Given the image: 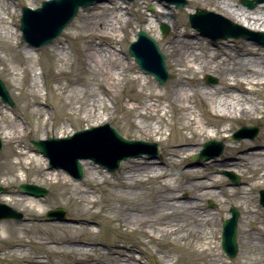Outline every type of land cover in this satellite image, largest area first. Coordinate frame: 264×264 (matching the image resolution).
I'll list each match as a JSON object with an SVG mask.
<instances>
[{
  "label": "bare ground",
  "instance_id": "obj_1",
  "mask_svg": "<svg viewBox=\"0 0 264 264\" xmlns=\"http://www.w3.org/2000/svg\"><path fill=\"white\" fill-rule=\"evenodd\" d=\"M18 1L31 2L29 8L32 10H35L34 8L37 6L36 0H0V38L14 36L17 39L19 36L20 30H13L11 28V26L15 25L13 17L17 12L15 6ZM106 2L109 4L106 8L102 7V9L97 11V8L100 7L94 6L86 12L89 14L88 31L84 35L78 34L76 37L88 42V46H85V49L82 51V54H86L85 64L90 68V72L88 73L105 79L107 77L114 82L113 84H118L120 78H116L117 72L114 68L115 63H120L121 60L113 52L102 47L96 48L93 41L95 39L100 40L98 37H102L104 39L110 38L111 40L109 41L113 42L112 39L115 40L120 37L117 33L124 31L125 28H129L131 22L130 18L123 17L125 13H128L126 6L123 7L118 0H103L102 2H98L100 3L98 5H104ZM236 2L237 0H188V5L192 7L199 6L201 8L198 10H204L209 14L220 16L231 23L242 25L249 32L264 33V0L252 10L240 6ZM94 3L92 2L84 8ZM143 3H149V0H141V4L136 3L135 5L136 13L144 24L143 28L139 31L155 36V22L161 20L163 23H166L165 20L170 16L160 8L152 11L151 16L153 20H150L141 9ZM241 3L243 5H246L245 3L251 4L249 0H243ZM123 8L126 10L123 11ZM100 12L106 13L105 22H103L101 18L102 13ZM170 15L173 18L170 21V33L167 37L159 39V41L163 43L164 55H167L168 64L174 68L175 76L164 93L151 90L143 98L135 100L137 107L131 105L130 107H126L124 111L128 117L140 120L139 122L130 120L131 129L137 132H144L147 137L159 136L161 134L160 125L164 123V114L160 115V118L158 114L162 103H166L172 111L184 113L182 115L183 124L180 128L182 130L187 129L188 131L190 128H193L190 131V136L182 139L180 143L170 144L167 148L169 149V156L180 158V155L187 152L196 153V150L189 148L194 146L200 139H215L217 136L228 139L231 132V128L227 125L229 121L238 123L244 120H256L257 114L264 113V44H262V37L259 39L254 36L249 40L244 38L231 39L234 43L233 47L229 46L228 39H222L215 43H204L201 38L194 35V32L191 34V31H188L185 25L176 17L177 14L172 13ZM194 29L201 32L197 28ZM201 33L206 36L205 33ZM67 35L73 37L70 32ZM100 42L106 43L104 40H100ZM57 48L59 50L57 59L61 62L67 61L68 58L64 52L66 51L64 47L60 45ZM29 52V50H26L28 58H30ZM160 53L162 54L161 51ZM3 62L4 60L0 58V65ZM147 64L150 66L155 65L154 58L147 59ZM205 72L217 74L219 80L217 86L210 88L199 83L198 76L203 75ZM42 74L41 70V79L43 77ZM185 75H189V77ZM30 86L33 88L36 86V79L34 77L30 79ZM143 86H148L151 89L149 81L145 82ZM43 90V95L46 96L45 85H43ZM257 94H259L258 97H256ZM65 97L64 99L63 97H59L57 100L60 109L63 111L66 107H69L73 110L72 115L75 116L73 122L76 125L89 126L87 131L90 129L94 130V132L89 134L83 132V135L75 138L76 140H81L79 146L83 145L87 152H91L99 141V134L103 132L101 130L102 125L112 120V111L100 98L83 97L73 94H65ZM110 99H114L113 96ZM258 99L260 100L258 101ZM129 101L133 102L134 100L129 99ZM34 105L40 106L38 99H35ZM190 105L200 107L204 114L212 113V115L221 119L222 122L220 121L218 125H215L208 120L201 119L200 117H203V113L200 112V117H198ZM174 108L177 110H174ZM46 115V119L48 120L49 113ZM5 119L6 115L0 111V123L4 122ZM46 122L44 121L43 123V134L40 135V139L46 136ZM152 122H156V125H153ZM21 124L14 119L11 123L13 129L8 131L6 129L2 130L0 140L6 139L7 145H17L23 137L24 127L22 128ZM53 129L58 133L59 137L57 138L62 139L65 138V134H71L73 128L70 130L67 126L57 124L51 128V131ZM95 133L98 136L93 141L94 136L92 137V135H95ZM243 135L247 136L248 134L237 131L233 136L236 138V136L240 137ZM167 140L165 139L164 141L166 142ZM155 141H159V139ZM247 143V140H243L235 145L228 144L227 148L235 155V159L223 162L221 167L226 172L233 171V175L237 178L238 183L240 177L248 186V182H253L254 187L263 186L264 135L257 140L259 149L254 148L251 152H244L243 148H245ZM124 148V145L115 143L111 151H106V157L115 158L117 157L116 153L119 152L121 154ZM142 149L146 150V148ZM136 152L137 150H130L128 154ZM8 153L15 161L13 163L7 162L8 173L6 176L12 173L13 178L9 181L4 180L3 184L7 190L1 200L4 203L0 204L8 206V204L26 203L27 205L23 210L28 217V221L38 222V218L44 214L43 207L47 202L45 199L24 195L17 198L18 202L16 203L13 198L15 193L10 189V186L13 183L19 182L21 177L15 175L17 172L15 169L18 171H24L25 169L41 171L43 173V183L57 189L53 202L60 201L62 194L68 193L75 188L73 192L80 196L81 200L79 203L82 205L81 210L87 211L98 204L95 199V191L93 189L95 185L93 181L102 182L103 175L100 172V166L102 165L99 162L90 158L89 161L85 162L84 170L82 169V171H85V176L82 178L89 185V189L82 188L78 191V180L71 176L64 168V171L68 175L62 171L52 170L50 166L48 169L23 147L15 146ZM179 163L176 164L179 165ZM177 176L185 180L184 182H187V184H182L178 187L170 186L167 183L165 162H158L149 158H141L139 161L132 160L122 166L121 175L115 184L117 192L110 199L115 201L116 210L121 213L122 220L127 228L153 241L170 238L169 243L171 247L179 250L177 246L179 242L192 237L203 239L204 242L201 246L186 248L185 252L187 255L184 256L187 261L186 264L195 263L203 258L209 259L210 262L208 264H220L219 258L214 256L215 259L213 260V256L211 255L213 250L211 246L213 244V233L211 232L208 235L203 230L214 217L199 204L200 199L217 198L214 181H218V177L212 174L211 178H204L205 176H202L196 169H180ZM202 179H206L207 181ZM150 180L156 184V190L161 191L154 193L151 204L142 208L141 205L136 203L140 195L138 189L144 190ZM231 181L234 183L233 180ZM175 190H183L185 193H189L190 195L187 196L188 200H179L176 194L173 193ZM109 207L111 208V205ZM247 214L249 217H253L256 213L250 210ZM13 219H21V217ZM108 220L114 221V218ZM94 225V221L85 218H68L64 221L50 220L48 224H37L36 226L22 225L16 228L15 226L17 225L15 223L2 220L0 222V242L5 245L4 250L6 251L7 259L18 264H43L42 259L47 258L40 256L37 251H45L47 257L62 261L55 264H103V262L98 260L100 255H96L95 246L97 244L94 243V240L98 236V232L90 228ZM249 229L253 233L250 234V240L248 241L257 245L259 252L264 254V227H260L259 224H253ZM27 246L32 247V252H28ZM113 249L115 248L113 247ZM113 254H117V252L111 253V255ZM132 254L129 250H125L120 255L117 254L122 258L117 264H137V260ZM125 258H127V261ZM180 258L182 256L178 255L176 262H171L172 259L166 257L167 262H171L170 264H180L181 262L177 263ZM106 264L111 263L106 260Z\"/></svg>",
  "mask_w": 264,
  "mask_h": 264
},
{
  "label": "rangeland",
  "instance_id": "obj_2",
  "mask_svg": "<svg viewBox=\"0 0 264 264\" xmlns=\"http://www.w3.org/2000/svg\"><path fill=\"white\" fill-rule=\"evenodd\" d=\"M43 1L48 0H36L37 6L34 9H37L41 6ZM123 7L128 8V13H125L124 18H130V27L125 28L124 31H119L120 37L117 39H112L113 42L109 41L110 38L98 37L100 40L106 41V43L100 42V40L95 39L93 44L96 45V48H103L110 52L116 54L117 58L121 60L120 63H115L114 70L117 72L116 78L119 77L120 80L118 84H113L114 82L109 78H101L100 76L93 75L90 72V68L85 64L86 54H82L85 46H88V42L79 39L76 37L78 34L84 35L88 31L89 20L86 12L91 10L94 6H99L100 9L106 8L109 4L98 5L100 3H94L91 6H88L84 9H79L76 16L73 20L63 29L58 37L53 39L50 43L40 48H33L24 43L21 39V32L19 31V19L21 17V9L23 7L29 8L31 2L29 1H18L16 2V14L13 17L14 26H11L13 30L18 29L19 36L17 39L12 37L0 38V58L4 62L0 65V80L5 85L14 106L10 107L9 105L3 103L0 99V111L6 115L4 122L0 123V134L2 130L6 129L12 130L11 126L12 121L16 119L19 123H22L23 128V137L22 140L14 144H8L7 140L2 139V149L0 151V188L2 193H0V203H4L1 200L7 190L4 186V180H12L13 174L8 173V167L6 166L7 162H14L15 159L9 156V150L14 149L15 146L25 148L31 156H34L40 163L46 166L49 169L48 159L40 154L32 146L30 141L39 140L40 135L43 134V123L46 122V136L41 140H46L49 138H57L58 133L51 128L57 124L67 126L72 129L71 134H65L64 137L73 135L77 131L89 129V126H78L73 121L74 115H72L73 110L69 107H66L65 110H61L57 100L59 97H65V94H73L83 97H94L102 99L105 104L111 109L113 117L112 120L105 122L103 125L108 124L110 127L115 129L121 137L126 140L133 141H144L149 143H156L158 146V153L155 161H162L166 164V173H167V183L170 186L178 187L182 184H187L182 180L177 174L180 169L192 170L196 169L199 171L204 178H211L212 174L218 177V181H214L217 198H205L200 199L199 204L203 206L214 219L208 223L204 228V232L208 235L213 233V250L211 255L214 260L215 257L219 258L220 264H264V254L259 252V247L254 243L249 242L250 234L253 233L249 228L253 224H259L260 227H264V207L260 204V191L264 190L263 186L254 187L253 182H248L249 186L244 183L243 179L239 177L238 185H234L233 182L226 176V171L221 167L222 163L225 161H231L235 159V155L232 154L227 148L228 144H238L243 140H247L244 152H251V150L259 149L257 145V140L264 135V113H259L256 115V120L251 121H241V122H231L227 124L231 128L229 138H222V136H217L215 139H200L196 144L189 149L196 150V153L187 152L183 155H180V158L169 156V149H167L170 144L180 143L182 139L190 136V131L193 128L182 130L183 114L180 111H172L166 103H162L161 109L159 111L158 117L164 114V123L160 125L161 134L159 136L147 137L144 132H137L131 129L130 120L134 122H139V119L128 117L124 109L135 105L137 107V102L143 98L144 95H147L151 90H155L158 93H164L165 90L170 85V82L175 76L174 68L171 67L167 62V55H164L163 43L159 39H163L168 36L170 33V21L173 20L170 14H177L176 17L180 20L190 33L194 32V35H197L203 40V42L215 43L219 42L222 39H212L209 36L203 35L201 32H198L196 29L192 28L188 23L187 15L194 13L196 9L201 7L199 6H189L188 0L185 6L181 9H175L172 4H168L165 1L160 0H149V3L142 4V11L147 16L148 19L153 20L151 13L155 9H162L165 13H168V17L165 21L168 30L164 34L160 31V25L163 23L161 20L155 22V36L150 33H147L152 39H154L157 44L158 49L163 54L164 64L167 71V79L164 83L159 84L155 79L145 74L142 70L138 68L136 63L133 61V58L128 54V46L136 39V34L138 30L142 29L144 24L140 21L139 15L136 13L135 5L141 4V0H132L130 2L126 0H118ZM243 0H237V4L243 7H246L250 10L254 9L259 3L263 0H249L252 3V7L244 6L241 2ZM164 4V5H161ZM14 6V5H12ZM133 6V7H132ZM30 9V8H29ZM126 9L123 8V11ZM102 13V12H100ZM105 14H101L103 22L106 21ZM219 15V14H218ZM109 17V16H108ZM120 20V19H119ZM231 23V22H230ZM238 29L235 30V34L240 37H229L228 44L230 47H233L234 43L231 39L244 38L249 40L253 37L254 32H249L242 25L232 23ZM16 26V28H15ZM73 37H69V33ZM156 37V38H155ZM110 42V43H109ZM62 45L66 51L68 60L61 62L57 59L59 50L58 46ZM28 47V48H26ZM26 50H29L30 58H28V53ZM42 70V79L40 78V73ZM189 77V75H185ZM34 77L36 79L35 88L30 86V79ZM199 83L206 87H214L218 85V76L212 72H205L203 75H199ZM208 78H212L214 81L209 82ZM149 81L151 89L148 86H143L145 82ZM43 85L46 88V96L43 95ZM113 96L114 99H110ZM259 94L256 95L258 97ZM38 99L40 106H35L34 101ZM129 99H133L131 102ZM46 100V101H45ZM260 99H258L259 101ZM192 110L197 114L202 112V109L195 105H190ZM174 110H177L174 108ZM200 110V111H199ZM47 113H49V119L47 120ZM201 119L208 120L209 122L218 125L222 120L218 117H215L210 114H204ZM199 119V118H198ZM153 125H156V122H152ZM72 125V128H71ZM244 127H257L259 133L253 137H250L248 134L244 138L233 139V135ZM182 135V136H181ZM1 136V135H0ZM159 139V141H155ZM165 139H168L166 142ZM209 140H215L222 144L223 150L222 153L218 156L212 157L208 160L205 159H195L191 160L195 155L199 154L203 149L202 146L205 142ZM256 142V143H254ZM194 154V155H193ZM141 158H149L147 155H142L137 158H128L125 161L120 163L119 168L115 172H108L104 167L100 166V172L103 175L102 182L94 180V191L95 199L98 204L88 209L87 211L81 210L82 205L79 203L81 200L77 194L73 192L72 189L68 193L62 194L60 196V201L53 202L57 189L54 187L47 186L43 183L42 172L33 171L25 169L24 171H17L15 175H19L21 180L19 182L13 183L10 186V189L13 190L15 195L13 198L16 203L18 202L17 198L23 197L26 194L22 193L18 186L20 184H34L39 187H42L48 191V194L44 197H39V199H45L46 204L43 207L44 214L38 218L36 221H28L27 216L24 212V207L26 203L18 204H8V206L21 214V219H2L12 223H15L16 228L22 225H34L37 224H48L50 220L45 218L47 211L52 209H63L66 211L65 216L62 220L53 219L55 221H64L68 218H85L95 222L93 228L98 232V236L94 240L96 255H100V260L103 264H106V260L110 261L111 264H117L122 260L120 254L124 253L125 250L131 251L133 257L137 260V264H170L171 262H176L177 256L180 255L182 258L178 260L177 263L186 264V259L184 258L186 254L185 250L189 247H199L203 244L204 240L199 237H192L185 241L179 242L177 246L178 249H173L169 243L170 238L164 240H151L148 237H145L136 231H131L130 228H127L125 223L122 220L121 213L117 212L116 204L114 200L110 198L115 196L117 189L115 184L117 179L121 175L122 166L132 160L139 161ZM89 159L80 160L82 169L84 170L85 162ZM180 162V163H179ZM176 163H179L177 165ZM52 170L62 171L66 175L67 172L62 168H52ZM233 173V171H230ZM83 178L85 176V171H83ZM5 174V175H4ZM78 180V191L83 189H89L83 180ZM206 180V179H202ZM207 181V180H206ZM264 184V183H263ZM251 187V188H250ZM161 191V190H160ZM156 190V184L150 180L148 185L144 190H139L140 195L138 196L137 204L141 205L142 208L151 204L153 194L160 192ZM164 193V192H162ZM173 193L176 194L177 198L181 201H187L190 194L185 193L183 190H175ZM243 193H245L243 195ZM210 204L213 206L211 207ZM111 205V208L109 207ZM233 206L240 213V217L237 223V246L238 252L233 259H228L224 252L221 249V224L222 222L230 217L229 208ZM254 211V216L249 217L247 212ZM114 218V221H109L108 219ZM251 219V221H250ZM0 220V222L2 221ZM52 220V221H53ZM249 224V226H247ZM33 237V236H31ZM113 247L115 249H113ZM4 243L0 242V264H18L12 260H8L6 256V251ZM28 252H32V247L27 246ZM109 249V250H108ZM40 256H44L42 259L43 264H55L61 263L60 259H54L47 257L45 251H37ZM117 252V254L111 255V253ZM223 252V253H222ZM166 257L172 259L171 262H167ZM189 259V258H188ZM191 259V258H190ZM124 260V259H123ZM127 261V258H125ZM192 260V259H191ZM129 262V261H128ZM210 261L208 258H203L192 264H208ZM130 264V263H127Z\"/></svg>",
  "mask_w": 264,
  "mask_h": 264
},
{
  "label": "water",
  "instance_id": "obj_3",
  "mask_svg": "<svg viewBox=\"0 0 264 264\" xmlns=\"http://www.w3.org/2000/svg\"><path fill=\"white\" fill-rule=\"evenodd\" d=\"M102 1L103 0H50L43 1L41 7L36 10L23 7L21 10L22 17L20 19V30L23 33L22 39L25 43L34 48L45 46L60 35L61 31L74 18L79 8H84L92 2L98 3ZM165 1L169 4H173L176 9L183 8L186 4L184 0ZM245 4L252 7L251 4ZM188 21L192 27L199 29L212 39L239 37V35L235 34V30L238 29L236 26L229 21H226L224 18L209 14L204 10L197 9L195 14L188 15ZM166 30V26L161 25V31L165 33ZM258 36L264 38V33L258 34ZM128 53L134 59L138 68L144 71L145 74L153 76L160 84L166 81L167 71L163 56L154 40L146 33L143 31L137 33V40L129 45ZM153 58L155 65L150 66L147 64V59ZM208 81L213 82L214 80L208 78ZM0 98L4 103L13 107V102L1 80ZM101 130L105 133L107 130L108 137H103L99 140L91 152H87L83 145L79 146L81 140H76L75 138L83 135V132H86V134L94 132L93 129L79 131L73 137H67L64 139L52 138L47 140H34L31 141V144L42 155L48 158L49 166L51 168H64L77 180H80L83 176L82 167L79 163V160L82 159H93L96 162H99L109 172H114L119 168L120 162L126 160L128 157H139L142 154H147L150 159H155L157 157L158 146L156 143L125 140L108 124L102 126ZM239 132L250 133V137H253L258 133V129L255 127H244ZM245 136L246 135H243L239 138ZM115 143L122 146L124 145L125 148L122 150L121 154L117 152V157L115 158L106 157V151H111ZM1 148L2 143L0 140V150ZM142 148H146V150H143ZM130 150H137V152L128 154V151ZM211 150H213L212 154L207 155ZM222 150L223 146L221 143L211 140L203 144V150L195 155L192 160L199 158L208 160L220 155ZM227 176L234 181V184L238 183L237 178L232 173H227ZM19 189L24 194L35 197H43L47 195L45 189L36 185L22 184L19 185ZM1 192L2 189H0V193ZM260 203L264 206V190L260 191ZM210 206H212V204H210ZM229 213L231 214V217L222 223L221 249L227 258L231 260L236 256L238 251L236 239L237 223L240 214L235 207H231ZM64 215V210L55 209L48 211L45 218L48 220L55 218L60 220ZM20 217L21 215L19 213L13 211L4 204H0V219Z\"/></svg>",
  "mask_w": 264,
  "mask_h": 264
}]
</instances>
